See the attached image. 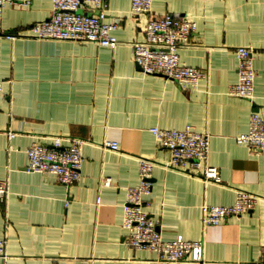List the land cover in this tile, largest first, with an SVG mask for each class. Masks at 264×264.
I'll list each match as a JSON object with an SVG mask.
<instances>
[{
  "label": "crops",
  "instance_id": "obj_1",
  "mask_svg": "<svg viewBox=\"0 0 264 264\" xmlns=\"http://www.w3.org/2000/svg\"><path fill=\"white\" fill-rule=\"evenodd\" d=\"M51 8L52 0L25 8L6 3L3 27L27 31ZM130 8L131 0H108L107 19L117 23L113 47L0 34V180L7 186L0 264H159L152 251L125 242L123 209L127 188L140 182V158L154 163L143 206L162 238L203 243L202 261L171 264L264 260V150L235 140L250 111L264 105V0H151L152 13L179 12L196 22L178 49L183 64L204 72L196 86L144 73L134 62L132 41L142 38V24ZM238 45L253 49L252 98L229 92ZM186 125L210 134L207 163L217 168L218 182L170 166L169 150L149 130ZM54 135L86 140L80 176L70 185L27 168V147ZM236 189L261 199L203 226L202 205L230 204Z\"/></svg>",
  "mask_w": 264,
  "mask_h": 264
},
{
  "label": "built area",
  "instance_id": "obj_2",
  "mask_svg": "<svg viewBox=\"0 0 264 264\" xmlns=\"http://www.w3.org/2000/svg\"><path fill=\"white\" fill-rule=\"evenodd\" d=\"M32 0H0V34L9 39L19 36L48 39L92 41L99 45L115 46L118 39L113 34L117 27L114 20L107 19L108 0H52L48 17L32 23L27 31H6L3 27V7L6 3L20 8L28 7ZM131 13L142 24V38L132 41V57L144 73L160 74L183 86H196L204 76L202 69L183 64L179 58V46L188 40L196 29V22L179 12H151V0H131ZM237 79L230 86L233 95L252 98L256 71L253 66V49L238 45L235 48ZM4 81L0 79V97ZM150 132L157 143L170 153L169 165L206 180H220L215 166L207 163L210 134L190 125L183 128L151 126ZM13 135V132H8ZM49 143L34 142L26 149L27 168L32 171L52 173L66 185L80 176L82 146L86 140L77 136L54 135ZM235 140L245 143L253 151L264 150V105L251 110L246 131L235 135ZM105 146L117 148L115 141H105ZM154 163L139 159L140 182L129 186L124 206L123 223L126 229L125 242L135 248H145L155 254L159 264H171L178 260L202 261L201 240L183 238L163 239L156 221L147 215L143 196L150 191ZM108 179L104 180V184ZM7 193V186L0 180V198ZM261 197L244 189H236L230 204L202 205V225L219 224L229 216L240 215L252 209ZM5 240L0 237V257H5ZM235 264H264V260L236 261Z\"/></svg>",
  "mask_w": 264,
  "mask_h": 264
}]
</instances>
